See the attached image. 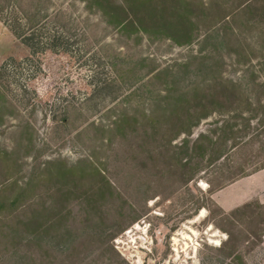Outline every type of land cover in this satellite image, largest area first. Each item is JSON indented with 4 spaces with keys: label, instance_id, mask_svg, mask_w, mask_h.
Listing matches in <instances>:
<instances>
[{
    "label": "rangeland",
    "instance_id": "1",
    "mask_svg": "<svg viewBox=\"0 0 264 264\" xmlns=\"http://www.w3.org/2000/svg\"><path fill=\"white\" fill-rule=\"evenodd\" d=\"M263 168L264 0H0V264H264Z\"/></svg>",
    "mask_w": 264,
    "mask_h": 264
},
{
    "label": "crops",
    "instance_id": "2",
    "mask_svg": "<svg viewBox=\"0 0 264 264\" xmlns=\"http://www.w3.org/2000/svg\"><path fill=\"white\" fill-rule=\"evenodd\" d=\"M243 181L247 182V187L239 194L232 196L231 202L239 204L242 201H245L252 197H258L260 200L264 201V168L248 175L245 179H243ZM231 185H234V183ZM227 189H229V187L218 190L216 195H220ZM217 199L223 206H226V204L224 203L225 200L222 202L220 198Z\"/></svg>",
    "mask_w": 264,
    "mask_h": 264
}]
</instances>
